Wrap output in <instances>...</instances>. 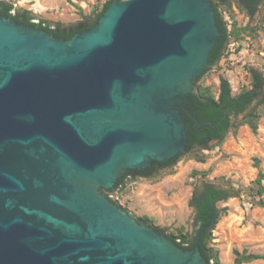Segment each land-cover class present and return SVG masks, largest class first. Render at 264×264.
I'll list each match as a JSON object with an SVG mask.
<instances>
[{"label": "water", "instance_id": "water-1", "mask_svg": "<svg viewBox=\"0 0 264 264\" xmlns=\"http://www.w3.org/2000/svg\"><path fill=\"white\" fill-rule=\"evenodd\" d=\"M209 0H114L71 39L0 17V264H207L99 190L185 150Z\"/></svg>", "mask_w": 264, "mask_h": 264}, {"label": "rangeland", "instance_id": "rangeland-1", "mask_svg": "<svg viewBox=\"0 0 264 264\" xmlns=\"http://www.w3.org/2000/svg\"><path fill=\"white\" fill-rule=\"evenodd\" d=\"M105 1L8 0L13 7L27 9L46 25L55 27L57 24L79 26L84 17H94ZM231 12L224 14L228 28L233 18L237 26H249L257 31L253 35L243 34L239 40L230 39L220 61L206 68L199 83L214 93L218 91L220 76L227 79L233 93H237L249 86L248 68L264 71V0L252 18L240 12L235 4H232ZM242 117L243 114L239 115L237 122H241ZM209 146L211 149L205 162L181 158L173 174L127 181L112 194L113 202L130 216L140 220L147 217L153 228L167 238L181 227L183 232L191 233L193 210L188 201L205 173L210 182L223 187L231 184L242 190L238 197L219 204L226 208V213L215 225L210 246L218 252L220 264H232L235 250L264 254V208L251 207L243 190L252 184L258 172L264 173V116L259 120L257 134L242 125L235 135L229 133L220 145L211 143ZM254 158L259 160L258 167L254 166ZM244 264H264V260Z\"/></svg>", "mask_w": 264, "mask_h": 264}, {"label": "trees", "instance_id": "trees-1", "mask_svg": "<svg viewBox=\"0 0 264 264\" xmlns=\"http://www.w3.org/2000/svg\"><path fill=\"white\" fill-rule=\"evenodd\" d=\"M114 0L105 1L94 17H84L79 26L65 27L57 24L49 29L45 22L41 29L46 30L51 35L65 40L71 39L76 33H83L92 28L99 17L109 7ZM120 1V0H118ZM215 15L216 26L219 30V38L213 47L208 64L209 67L220 61L230 39L239 40L243 34L253 35L257 31L249 26L239 27L232 18L230 28L228 22L224 20V14H231L232 4L243 12L248 18L255 16L263 0H209ZM27 25H33L26 22ZM204 70L193 81L194 91L178 105L184 131L186 134V144L183 153L171 158L168 162L155 164L148 172V178L157 179L165 174H173L175 166L181 158L205 162L208 159L207 152L211 149L210 144L220 145L227 135L236 134L238 128L245 125L253 134H257L259 120L264 116V71L248 68L250 83L248 87L241 88L237 93H233L230 82L219 77L218 91L214 93L209 87L199 83ZM241 122H237V117L242 115ZM259 160L254 158V166L258 167ZM163 171V172H162ZM162 172V173H161ZM202 182L192 190L188 205L193 210V230L191 233L183 232V228L176 229L175 234L169 238L184 250L192 249L198 237V247L207 264H220L218 252L214 250L210 243L212 232L219 219L225 215L226 208L219 207V204L229 198L238 197L242 190L229 184L223 187L221 184L206 180V174L202 173ZM264 173L258 172L252 184L243 189L247 198L250 199L251 207L264 208ZM123 184L117 187H122ZM143 220L150 221L147 217ZM256 260H264V254H252L246 251H234L232 264L250 263Z\"/></svg>", "mask_w": 264, "mask_h": 264}, {"label": "flooded vegetation", "instance_id": "flooded-vegetation-1", "mask_svg": "<svg viewBox=\"0 0 264 264\" xmlns=\"http://www.w3.org/2000/svg\"><path fill=\"white\" fill-rule=\"evenodd\" d=\"M0 17L7 18L15 24L34 27L36 29L43 30L41 28L44 24L42 23L43 21L41 19L33 16L30 13V11L27 9L13 7V5L10 2H8V0H0ZM26 22L32 23L33 25H27ZM46 27L49 29H52L55 26L46 25ZM43 31L47 32L46 30H43ZM47 33H49V32H47ZM155 164L158 165V164H162V163L157 162V161H151V166H148L143 170L124 168L122 170L121 174L117 177L115 185L113 188H111V189L101 188L99 190V192L102 195H104L108 200H110L112 203L116 204L119 208H121L116 202H113V198H112V194H114L116 192V190L120 188L117 186L120 184L124 185L127 181H131V180L136 179V178H148L147 174H148V172H150V168L153 167ZM131 217L134 218L136 220V222H138L139 224L146 225V226L153 228V226L150 224V221H145L142 219L140 220V219H137L133 216H131Z\"/></svg>", "mask_w": 264, "mask_h": 264}]
</instances>
